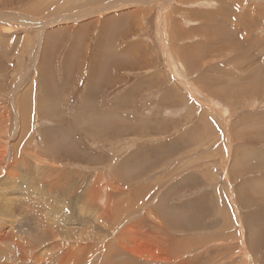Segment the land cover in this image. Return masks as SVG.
Segmentation results:
<instances>
[{"label": "rangeland", "instance_id": "1", "mask_svg": "<svg viewBox=\"0 0 264 264\" xmlns=\"http://www.w3.org/2000/svg\"><path fill=\"white\" fill-rule=\"evenodd\" d=\"M40 1L0 0V38L11 46L0 50V114L9 120L0 129V264H81L77 256L83 252L81 257L88 259L82 264H94L102 237L122 239L114 236L118 224L96 219L80 201L74 202V195L65 200L61 185L48 189L40 175L26 173L23 158L38 163L32 170L76 173L65 183L68 191L83 189L94 179L121 189L120 197L143 186L145 200L160 211L161 224L167 217L177 225L188 221L187 229L179 228L174 237L193 241L194 264H209V251L223 249V254L229 252L227 260L216 264H264V0ZM190 19L192 32L209 26L216 37L239 41L202 63L199 79L176 76L189 71L184 63L165 65L156 59L154 78L145 68L119 70L124 78L119 84L99 88L116 76L114 57L127 56L125 65L142 61L132 43L148 44L154 51L159 39H166L170 23L190 25ZM32 76L27 95L31 113L27 109L17 115L11 101L17 95L20 100ZM135 83L138 93L128 106L132 96L121 90ZM193 110L197 136L212 130L224 154L210 152V159H203L204 152H197L194 160H182L178 171L182 139L193 126L180 119ZM203 110L210 128L200 126ZM168 205L172 210L161 213ZM89 239L98 245L90 254L79 250L81 241ZM143 256L146 262L137 264H154L146 260L150 255Z\"/></svg>", "mask_w": 264, "mask_h": 264}, {"label": "bare ground", "instance_id": "2", "mask_svg": "<svg viewBox=\"0 0 264 264\" xmlns=\"http://www.w3.org/2000/svg\"><path fill=\"white\" fill-rule=\"evenodd\" d=\"M15 2H16V0H15ZM107 3H109V4H106L105 6H110V2H107ZM40 4H44V1L41 0ZM74 12H75V13H73L74 15H76L77 13L78 14L81 13V12H76V11H74ZM133 16L135 18V14H133ZM133 22H134V20L132 21V23ZM123 37H125V36H123ZM1 39L2 38H0V40ZM241 39H243V37ZM5 44L10 46L7 39L5 41L4 40L0 41V50L1 51L3 50V48H7L5 46ZM122 46H123V44H122ZM32 81H33V76L31 78V83H28L25 86V90L22 91L23 95H20L21 96L20 100L18 98V95L16 96V102L17 103L15 102V100H14V104L11 101L12 107L17 109L16 110L17 115H18V112L21 114V111L23 112V111H26L27 109L29 110L28 113H31L32 104L31 103L27 104V102L29 101L28 100V98H29L28 96L30 95L29 92H31V89H32V86L30 85V84H32ZM21 82L22 81L20 79L18 84L15 86V89L18 85L21 86ZM27 86L28 87L30 86V89H28ZM2 90H3V88H2ZM16 94H21V92L20 93L16 92ZM11 98H13V97H11ZM31 101L32 100H30V102ZM37 101H39V100H37ZM37 101L34 98V106H36L38 104ZM17 105L20 106L19 107L20 111L17 108ZM9 111L11 112V109L8 110V112ZM13 114H14V112H13ZM22 114H24L23 120L25 118V121L27 122V120H29V119L25 116V112ZM2 117H3V119H1ZM6 119H7L6 114L2 112L0 114V129L4 128L2 126V124L8 120V119L7 120ZM9 125H11V124H9ZM2 132H4V131H2ZM0 134H1V132H0ZM22 164H24L28 168L27 171H26V169H24L26 171V173L29 172V173H33L34 175H36V174L40 175L41 181L44 183H48V186H49L48 189H50L51 187H53L55 185H61L63 187V191H62L61 195L65 198V200L68 201V197H73V195H74L75 196V197H73L74 202L80 201L79 206H81L82 208L84 207V209H87L88 211H90L95 216L96 219L98 218V219L103 220L104 222H112V223L118 224V226H117L118 230L116 228L114 229V231H115L114 236H115V234H117V236H119V237L121 236L122 239L115 242L113 239L102 237L103 241L98 243L99 247L101 248V251H100L98 257L97 258L95 257L96 259L94 260V264H112V263H115V264H119V263H121V264H137V260H139L140 257L143 255H144L143 256L144 258H145V255L147 257L150 255L151 258H147V259L145 258V259L150 263L153 262L154 264H190L192 261L194 264V261H196V257L195 258L193 257L194 260L193 259H192V261L190 260L192 255H193L192 253L194 252L193 250H195L191 247L194 245V244L192 245L193 241H190L187 239L186 240H179V239H177V237L176 238L174 237V232H176L179 228L187 229L188 224H189L188 221L185 220L187 223H184V225H182V224L177 225V223H174L173 221H171L169 219V217H167V218H164V222H163V224H161V222L159 221L160 211H157L155 209V207L153 206L154 204L148 203V201L145 200V196L147 195V193L145 192V189L143 188V186L142 187L137 186L136 189L132 193H130L129 195H127L125 197H123V196L120 197L117 195V192L122 191L121 189L116 188V187H110L109 185H106V184L100 185L98 180L94 179V180H90L89 185L84 186L85 188H83V189H81V187L80 188L77 187L75 189H73V188L71 190L69 189V191H68L65 188V183L68 180H70V176L71 177H75V175L77 176L76 173H73V174L70 173L71 175L70 174L69 175H65V174L64 175H58L57 173L51 172L48 167H46L45 171H43L44 169L37 171L35 168L32 170V168L34 167L35 164H36L35 166H38V163H35V164L32 162L30 163L27 160L25 161L24 158H23ZM0 173H1V171H0ZM94 176H96V175H94ZM168 176H169V174H168ZM60 180H62V184L59 183ZM41 181L39 180L38 183H40ZM66 186H67V184H66ZM69 186H70V184H69ZM107 187H110V188L108 189ZM150 189H153L152 186L148 190H150ZM167 209L172 210V208H169V205L165 206V208L163 207L162 210L160 207L161 213H163L164 210H167ZM150 213H151V216L149 215ZM162 215H168V214H162ZM166 219H168V221ZM121 234H125V236H123ZM111 235H109V237H111ZM85 237H87V236H85ZM95 237L100 238L101 235H99L96 232ZM52 242L50 243V245L52 244ZM127 242L129 244H131L130 245L131 247L134 246L135 249L129 248L130 246L126 244ZM200 242L203 244L202 240H200ZM81 243L84 245V247H82L80 244V247H82V248H79V246L77 248H79V250H84L87 253H89L94 247H95L94 250H96V248L98 247V245L92 239H89L86 241L82 240ZM70 246L71 245L69 243L64 248H67ZM67 250H69V249H67ZM223 250H224L223 252H226L227 249H223ZM230 250L228 249V251H230ZM73 251H75V249ZM205 251L207 253V250H205ZM80 252H83V251H80ZM214 252H213V250L209 251L210 254L207 257V259L211 258V261H208V262H210L209 264H216L217 262H219L220 259H223V261L227 260V254L229 252L226 254L225 253L223 254V252H221V250L217 251L218 253H214ZM83 253L85 254V252H83ZM83 253H82V255L79 254L77 256L78 262L80 261L81 264L84 261L86 262V258L88 259V257H83V258L81 257V256H83ZM73 254H74V252H73ZM195 254H197V253H195ZM198 254H200V253L198 252ZM231 254H233V251ZM65 256H67V254H65ZM180 257H183L182 259H184V260L180 261L179 260ZM58 258H59V256H58ZM61 258H62V256H61ZM79 258H81V260H79ZM73 259L76 260L75 258H73ZM82 259L83 260L85 259V260L83 261ZM59 260L60 259H58V261ZM66 260H65V262H66ZM54 261H55V259H54ZM141 261H143V260H141ZM141 261H139L138 263H141ZM201 261H202V259H201ZM229 261L230 260H228L227 264H229ZM60 262L61 261H59V263ZM143 262H146V261H143ZM220 263H221V261H220ZM69 264H71V263H69ZM72 264H74V263H72ZM90 264H91V262H90Z\"/></svg>", "mask_w": 264, "mask_h": 264}, {"label": "crops", "instance_id": "3", "mask_svg": "<svg viewBox=\"0 0 264 264\" xmlns=\"http://www.w3.org/2000/svg\"><path fill=\"white\" fill-rule=\"evenodd\" d=\"M209 9V8H208ZM209 11H211V9H209ZM135 12L132 11L130 12V15ZM225 13L229 12V11H224ZM227 14H231V13H227ZM226 14V16H228ZM191 20V19H190ZM192 20L190 21V25H182L180 23H170L169 29L170 32L165 36L166 39L160 40L158 41V44L156 45V48H154V51H152L150 49V46L147 44V46L144 48L143 43L142 42H135L132 43V45L136 48H138V52L140 50L142 57V61L137 60L136 62L130 63V60L128 62V65L122 64V63H126V58H121V57H114L113 58V65L111 66V68L113 67V69H115L116 71V76L111 77V79L109 81H102L99 83V88H103L104 86H106L107 84L111 83L112 81L114 82H118V84L124 79L121 80V76L118 75V71L119 70H128V72L135 70H139V69H144L145 68V72L144 73H148L147 76L154 78V75L151 73L153 71V68L156 65V59L160 60L161 62H163L165 65L169 62L172 61H176V62H180V63H184L187 66V69H189V71H183L179 74H176L177 77L181 78V79H192V78H198L199 79V70L203 67L201 64L210 60H213L215 58V52H221L225 49H228V47H226V45H228V43H233L235 41H239V39H228L223 37L222 35H219L216 37L214 34V29L207 26V27H203L206 29H202L201 32H192L191 30L195 29L194 26H191L192 24ZM230 22V21H229ZM231 23V22H230ZM173 26H172V25ZM232 24V23H231ZM135 26V24H134ZM176 26H181V27H176ZM183 26V27H182ZM128 28L132 27L131 24H129L127 26ZM151 27V26H150ZM185 27H192L190 29L185 28ZM167 29V27H166ZM198 31V30H196ZM167 36L169 38V40H167ZM229 37V36H227ZM160 38V37H159ZM241 40V39H240ZM164 43V44H162ZM243 43V42H242ZM242 46V44H240ZM119 46V51L123 52L122 50V45L118 44ZM155 53V54H152ZM145 57V58H144ZM151 57H155L154 60L152 61ZM255 60V59H254ZM194 64H198L196 67ZM115 66V68H114ZM119 66V67H118ZM209 66V65H208ZM118 67V69H117ZM114 71V72H115ZM157 75L159 78H163L164 77V72L162 70H156ZM142 75H140L141 77ZM168 78V76L166 77ZM145 79V78H143ZM136 84H133L132 87L130 88V90L126 89V90H121L122 93L124 91H126L127 94H131L132 98H131V102L130 105H134V103H132L134 101V95H136L138 92H134V89H136ZM142 83H140L138 85V91L140 88H142ZM198 88L195 87L194 88V94H198ZM181 94H183L182 91H180ZM118 96L120 97V91H118ZM179 112V111H178ZM201 114H203L204 117V124H200V126H207L208 128H210V123L208 122V119L205 115V112L203 110V112H201ZM195 116H196V112L193 111H188V113L186 115H183L180 120L183 121L184 119L190 123L193 124V126H190L189 131L190 134L189 135H185L183 137V148H180V150H183V158L180 159L179 163L182 162V160H194L192 158V155L197 153V152H204V158L203 159H210L209 157H211L209 155L210 152L214 153V152H218V154H220L221 156L224 154L223 151L217 146V137L215 135V133L211 130L210 134H206L202 131V137L199 138L197 129V119L195 121ZM169 120V119H166ZM179 119L175 120L178 122ZM175 124V123H174ZM176 125V124H175ZM194 133V135H193ZM183 136V135H182ZM190 136H193L194 138H190ZM208 139V140H207ZM190 140V141H189ZM208 143H206L207 141H209ZM65 141V140H64ZM213 142V144H212ZM177 164V170L179 171V168L181 166L180 164ZM184 163H182L183 166ZM202 165V163H201ZM181 166V168H182ZM185 171V167L183 168V172ZM243 191H246V186H244V189H242ZM258 189H254V191H256Z\"/></svg>", "mask_w": 264, "mask_h": 264}]
</instances>
